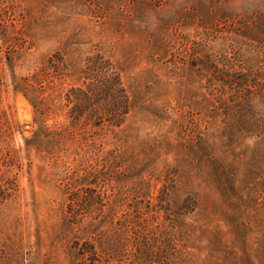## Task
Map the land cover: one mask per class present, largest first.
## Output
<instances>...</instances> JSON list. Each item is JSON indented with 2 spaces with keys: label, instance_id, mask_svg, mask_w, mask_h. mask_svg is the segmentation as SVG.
Returning a JSON list of instances; mask_svg holds the SVG:
<instances>
[{
  "label": "rangeland",
  "instance_id": "rangeland-1",
  "mask_svg": "<svg viewBox=\"0 0 264 264\" xmlns=\"http://www.w3.org/2000/svg\"><path fill=\"white\" fill-rule=\"evenodd\" d=\"M14 1L0 0V8L6 9ZM28 1L36 6V0ZM81 1L73 0V7L62 3L72 9L71 18H62L56 6L37 8L36 13L44 12L38 15L43 20L33 26L28 22L24 35H16L19 41L14 50L12 46L2 48L0 40V180L15 183L10 190L14 196L0 199V264H70L66 252L77 235L67 232L64 216L71 191L83 195L88 189L93 197L103 199L100 214L83 211L84 224L103 221L107 214L114 213L113 207L117 212L111 218L117 222L132 201L129 191L134 182L149 179L154 170L163 167L179 165L182 171H188L197 159L189 146L195 137L188 129V107L179 111L178 103L188 89L191 95L207 94L209 90L216 93L220 84L214 81L208 89L205 72L198 69L204 79L201 90L198 78L188 85L182 72H174V68H189L192 60L219 61L226 56L234 62L235 53L251 42L240 37L241 43L236 44L227 31L239 23L244 32L251 33L252 21L264 11V0H137L135 4L123 0L126 11L115 17L95 9L92 13ZM14 13L21 19V10ZM12 18L5 17L10 23V37L15 35L12 25L17 30L20 27ZM98 51L127 69L124 81L136 87L144 108L133 112L121 127L104 132L103 150L107 153L116 145L129 148L130 153L146 159L138 164L137 157H132L118 161L116 168H105L104 154L96 155L98 161L92 152L76 156L78 144L74 140L55 160L28 143L37 130L36 115L28 99L16 90L17 81L49 66L52 58L56 87L48 88L45 97L61 95L55 104L64 112L53 115L46 125L68 124L66 93L83 86L85 60ZM59 54L65 55L67 65L59 62ZM193 114L195 119L202 118L198 111ZM201 129L205 130L204 123ZM119 193L123 195L122 209L114 203ZM216 219V225L229 232L223 219ZM184 244L186 241H177L174 246L197 257L206 242L191 243L188 251Z\"/></svg>",
  "mask_w": 264,
  "mask_h": 264
},
{
  "label": "trees",
  "instance_id": "trees-1",
  "mask_svg": "<svg viewBox=\"0 0 264 264\" xmlns=\"http://www.w3.org/2000/svg\"><path fill=\"white\" fill-rule=\"evenodd\" d=\"M36 1L35 6L28 0H15L6 9L0 8L2 48L12 46L14 50L18 36L24 35L28 24L33 26L43 20L44 12L36 13L37 8L56 6L62 18H71L73 14V0ZM83 2L92 13L95 9L117 17L126 11L123 0ZM131 2L135 4L137 0ZM16 10H21V19L14 13ZM6 16L14 17L12 20L20 25L18 30L12 25L15 35L11 37ZM252 22L251 33L244 32L239 23L227 31L236 44L241 43L240 37L251 42L239 54L235 53L234 62L226 56L219 61L192 60L189 68H174V72H182L188 85L198 78L201 90L204 79L199 70L205 72L208 89L214 81L220 84L216 93L209 90L207 94L191 95L188 89L178 103L179 111L188 107V129L195 137L189 146L197 159L188 171H182L179 165L163 167L161 171L154 170L156 173L149 179L134 182L129 191L132 201L117 222L111 218L117 212L113 207L114 213L107 214L103 221L84 224L83 211L100 214L103 199L93 197L88 189L83 195L70 192L65 226L67 232L77 235L66 252L70 264H264V11ZM59 57V62L67 65L65 55ZM48 63L49 66L17 81L16 90L28 99L36 115L37 130L29 145L40 147V153L44 151L53 159L74 140L78 144L76 156L92 152L98 161L96 155L104 154L102 161L109 169L116 168L122 159L137 157L135 164L145 161L121 145L107 153L103 150L104 132L121 127L133 112L144 109L136 87L124 81L127 69L100 51L88 57L82 68L83 86L66 93L69 123L48 127L53 115L64 112L55 104L61 95L45 97L47 89L55 86L56 78L51 74L54 60L50 58ZM136 81L133 79V84ZM193 111H198L202 118H193ZM251 141L254 144H247ZM158 151L153 147V152ZM13 184L14 181L0 180L1 200L14 196L10 191ZM114 203L120 209L124 207L122 193ZM216 216L223 219L229 232L216 225ZM177 241H186L182 246L187 251L196 241L206 245L196 257L176 249Z\"/></svg>",
  "mask_w": 264,
  "mask_h": 264
}]
</instances>
